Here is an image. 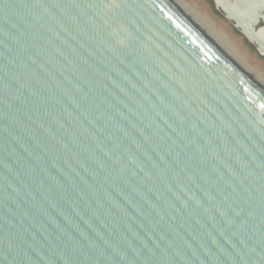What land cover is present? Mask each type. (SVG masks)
I'll return each mask as SVG.
<instances>
[{"label":"water","instance_id":"obj_1","mask_svg":"<svg viewBox=\"0 0 264 264\" xmlns=\"http://www.w3.org/2000/svg\"><path fill=\"white\" fill-rule=\"evenodd\" d=\"M0 264H264V90L170 0H0Z\"/></svg>","mask_w":264,"mask_h":264},{"label":"rangeland","instance_id":"obj_2","mask_svg":"<svg viewBox=\"0 0 264 264\" xmlns=\"http://www.w3.org/2000/svg\"><path fill=\"white\" fill-rule=\"evenodd\" d=\"M183 6L190 7L198 14H203L213 28L218 29L236 53V59L246 67L254 70L257 77L264 82V47L251 35L246 36L233 20H229L225 12L214 0H179Z\"/></svg>","mask_w":264,"mask_h":264},{"label":"bare ground","instance_id":"obj_3","mask_svg":"<svg viewBox=\"0 0 264 264\" xmlns=\"http://www.w3.org/2000/svg\"><path fill=\"white\" fill-rule=\"evenodd\" d=\"M172 4L184 14L215 46L222 52L244 75L264 90V82L259 80L254 70L241 64L236 59L235 52L232 50L224 36L218 30L212 27L210 21L203 14H198L188 6H183L179 0H170Z\"/></svg>","mask_w":264,"mask_h":264},{"label":"flooded vegetation","instance_id":"obj_4","mask_svg":"<svg viewBox=\"0 0 264 264\" xmlns=\"http://www.w3.org/2000/svg\"><path fill=\"white\" fill-rule=\"evenodd\" d=\"M214 1H215L216 5H217L218 4L217 0H214ZM224 1L225 2H229L231 5L234 4L233 6H236V5H239L240 6L241 3L244 2L246 4V6H248V4L253 3L256 0H238V1H236V0H224ZM259 12L261 13V10H259ZM229 20H231V19H229ZM232 20L236 23V20L235 19L232 18ZM254 33L257 34L258 36H260V34H262V41L264 43V20L262 18H260L259 21L257 22V24L255 25ZM244 35H246V34L244 33ZM260 45L264 47V45H262V44H260Z\"/></svg>","mask_w":264,"mask_h":264}]
</instances>
